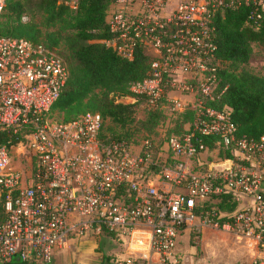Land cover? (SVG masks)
Segmentation results:
<instances>
[{
  "label": "built area",
  "instance_id": "obj_1",
  "mask_svg": "<svg viewBox=\"0 0 264 264\" xmlns=\"http://www.w3.org/2000/svg\"><path fill=\"white\" fill-rule=\"evenodd\" d=\"M111 4L110 36L100 42L126 60L136 51L150 57L148 75L131 83L129 93L149 109L161 110L165 102L189 109L188 127L163 137L159 149L170 161L159 165L150 138L103 140L97 113L55 118L50 108L67 78L64 62L39 44L0 35V133L6 136L0 143V264H47L71 237L101 228L123 246L109 264H166L179 233L203 225L249 241L256 253L248 264H264V133L256 140L235 137L227 107L213 106L221 91H213L211 36L217 12L245 7L256 21L264 0ZM3 5L0 0V14ZM170 91L182 98H170ZM202 136L216 138L214 147ZM14 151L23 155L24 167L16 165ZM210 151L231 156L191 173L187 163L201 165ZM221 193L248 202L230 213L196 210ZM213 216L227 219L219 225Z\"/></svg>",
  "mask_w": 264,
  "mask_h": 264
},
{
  "label": "trees",
  "instance_id": "obj_2",
  "mask_svg": "<svg viewBox=\"0 0 264 264\" xmlns=\"http://www.w3.org/2000/svg\"><path fill=\"white\" fill-rule=\"evenodd\" d=\"M111 1L75 0L71 9L67 0H4L0 35L39 44L57 55L66 66L64 87L50 108V111L62 112L63 121L85 113H97L102 121L108 120L121 128L134 122V105L140 98H134L130 103H123L120 99L130 94L128 87L131 83L148 75L150 57L136 51L132 59L126 60L100 42L110 36L106 20ZM22 16L26 20L21 21ZM36 16L39 20L35 19ZM212 26V56L217 69L215 89L221 91L213 106L217 109L227 107L235 137L256 140L264 133V77L244 70L235 72L227 63H246L252 44L264 50V13L254 21L245 7L223 9L215 14ZM60 45L62 49L57 51ZM162 119V110L148 109L136 122L152 132ZM190 119L189 109L177 113L176 127L169 130V135L182 133L183 126ZM102 139L129 140L126 135ZM5 140V134L0 133V143ZM201 141L210 148L214 147L216 138L202 136ZM218 154L231 156L221 151ZM210 200L214 202L209 204ZM210 200L204 201L196 210H210L212 207L219 213L235 210L236 201L228 193L213 195ZM211 219L220 225L227 218L213 216ZM261 242L264 244V224ZM8 264L26 263L13 259Z\"/></svg>",
  "mask_w": 264,
  "mask_h": 264
},
{
  "label": "rangeland",
  "instance_id": "obj_3",
  "mask_svg": "<svg viewBox=\"0 0 264 264\" xmlns=\"http://www.w3.org/2000/svg\"><path fill=\"white\" fill-rule=\"evenodd\" d=\"M74 4L75 2L71 3L70 0L67 1V5L71 9H73ZM111 10L112 7L109 8L108 12ZM26 16L28 17V15ZM35 19L39 20L38 16H36ZM61 49L62 45L57 48V51H60ZM227 65L235 72L244 70L251 74L264 77V50L259 45L252 44V52L246 63H227ZM213 91L217 92L215 88ZM93 93H96V90H94ZM134 98L137 100L140 98L134 105V122L124 128H121L104 119L100 128L101 138L110 137L111 135H126L132 142H135L136 140L138 141L143 137L150 138L156 145L154 149V156L157 157L158 164L160 165L164 163V161L169 162L170 160H168V156L165 155L164 151L159 149V146L163 141V137L170 134L169 130L172 131L175 129L176 126L174 125V119L177 115V110L172 108V103L165 102V107L161 109L163 119L158 123L152 132H149L143 129L139 122H136L140 121L149 109L142 98H137V96L129 94L120 99V101L123 103H130L133 102ZM51 113L55 118L63 119L62 112L57 109H52ZM188 124L189 122L186 123L182 129H186ZM13 156L17 161V166L24 167L26 165L23 155L14 151ZM220 157L221 156H219L217 151H210L203 154L201 165H197L194 161H190L187 164L192 168L191 173L196 171H205L208 166L219 167ZM204 204L207 205V203ZM83 237L86 238L87 233H84V235L80 238ZM108 238L112 248L116 251L114 255H121L123 252V246L120 245V243L115 242L110 236ZM87 239L89 244H93V237L90 239L87 237ZM103 241L104 238H101V247L103 246ZM95 251L97 252V250ZM255 253L256 248L252 246L249 241L244 239H235L232 233L227 232L224 229L213 228L208 225L200 227L191 226L184 228L177 236L176 244L166 264H248ZM50 263L51 260L47 264Z\"/></svg>",
  "mask_w": 264,
  "mask_h": 264
},
{
  "label": "crops",
  "instance_id": "obj_4",
  "mask_svg": "<svg viewBox=\"0 0 264 264\" xmlns=\"http://www.w3.org/2000/svg\"><path fill=\"white\" fill-rule=\"evenodd\" d=\"M170 98H182V95L170 91L168 93ZM181 112V110H177V113ZM160 187L164 189H172L174 187H170L166 182L162 180L156 181ZM264 190V185H263ZM264 194V192H263ZM248 202L247 198L241 197L236 201L235 209L240 208ZM93 232V233H92ZM87 237L90 239L93 237V244L88 243L87 237L81 236H73L71 237L65 246L56 251L51 258L50 264H109L108 260L115 257L114 249L109 241V235L106 231L101 228V230L95 231H87ZM101 238H104L103 246L101 247ZM113 239V238H112ZM114 240V239H113ZM115 241V240H114ZM116 242V241H115ZM97 250V252L95 251ZM26 264H38V263H26Z\"/></svg>",
  "mask_w": 264,
  "mask_h": 264
}]
</instances>
